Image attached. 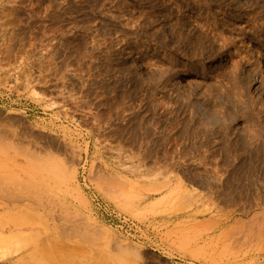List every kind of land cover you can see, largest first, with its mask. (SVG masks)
<instances>
[{"label":"rangeland","instance_id":"rangeland-1","mask_svg":"<svg viewBox=\"0 0 264 264\" xmlns=\"http://www.w3.org/2000/svg\"><path fill=\"white\" fill-rule=\"evenodd\" d=\"M14 249L0 264H264V0H0Z\"/></svg>","mask_w":264,"mask_h":264},{"label":"bare ground","instance_id":"bare-ground-1","mask_svg":"<svg viewBox=\"0 0 264 264\" xmlns=\"http://www.w3.org/2000/svg\"><path fill=\"white\" fill-rule=\"evenodd\" d=\"M49 166V165H48ZM19 248V247H18ZM20 249V248H19ZM19 249H14V250H7V251H1L0 252V259H3L5 257H7L9 254L11 253H17L18 251H20Z\"/></svg>","mask_w":264,"mask_h":264}]
</instances>
